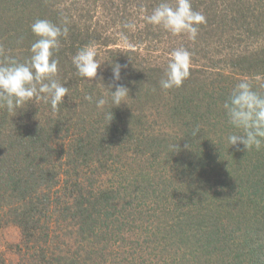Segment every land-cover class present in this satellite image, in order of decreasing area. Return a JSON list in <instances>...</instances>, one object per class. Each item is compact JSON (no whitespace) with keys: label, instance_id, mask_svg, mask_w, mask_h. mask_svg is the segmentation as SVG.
<instances>
[{"label":"trees","instance_id":"trees-1","mask_svg":"<svg viewBox=\"0 0 264 264\" xmlns=\"http://www.w3.org/2000/svg\"><path fill=\"white\" fill-rule=\"evenodd\" d=\"M160 2L0 0V61L30 56L35 20L69 21L53 56L69 88L59 111L36 100L14 116L0 109V229L12 224L20 234L9 264H264V147L228 146L237 130L222 107L244 79L264 93V0H191L207 22L182 47L200 56L214 42L225 53L210 71L191 65L168 90L159 86L167 65L136 50L166 37L142 19ZM121 31L132 47L117 45ZM89 44L101 63L91 81L72 64ZM114 64L126 65L115 82ZM113 83L128 89L119 107L84 99Z\"/></svg>","mask_w":264,"mask_h":264},{"label":"clouds","instance_id":"clouds-1","mask_svg":"<svg viewBox=\"0 0 264 264\" xmlns=\"http://www.w3.org/2000/svg\"><path fill=\"white\" fill-rule=\"evenodd\" d=\"M144 11L146 10L141 9L142 13ZM142 19L145 23L159 26L174 36L186 34L193 42L199 33L198 26L207 22L202 12L193 10L191 0H174V3L161 0L152 9L151 14L142 15ZM68 23L66 16L60 25L47 19L35 20L30 28L37 39L30 47V56L23 62L14 56H5L3 61H0V109H5L14 116L18 109L36 100L50 105L53 112L59 111L69 88L56 79L59 61L53 56L60 48L61 38L68 36ZM136 27L135 22L122 24L123 29L132 32ZM118 35L124 45L132 47L123 31ZM3 51L0 46V53ZM97 55V49L92 44L76 52L72 57V64L78 76L89 81L96 78L101 65ZM192 55L182 46L169 53L166 71L159 81L161 89L179 88L189 78ZM122 67L126 65L112 66L113 82L120 80ZM112 87H115V91L111 90ZM105 89L106 94L98 99L94 100L93 95H86L84 99L90 103L94 102L98 109H103L109 103L112 107H119L129 97L128 89L124 85L113 83ZM222 107L228 123L237 130L226 137L228 146L242 144L247 151L253 148L259 151L264 147V93L254 90L252 84L244 79L232 89ZM111 108L104 113L107 124L113 119ZM199 132L200 126L196 125L190 135L196 137ZM171 148L174 151L177 145L174 144Z\"/></svg>","mask_w":264,"mask_h":264},{"label":"rangeland","instance_id":"rangeland-1","mask_svg":"<svg viewBox=\"0 0 264 264\" xmlns=\"http://www.w3.org/2000/svg\"><path fill=\"white\" fill-rule=\"evenodd\" d=\"M69 0H67L68 2ZM109 11V7L106 8V11ZM102 9L97 10L98 17L100 16ZM164 36L168 37L167 32H164ZM172 36V37H171ZM170 38H160L156 40H152L151 42H148L146 39L143 40V42L139 45V47H134L141 55L142 57L148 61L151 65L159 64L161 67H165L169 60V53L177 48L181 47L183 44L187 43L189 44L190 40L188 37H184L182 41H180V38L178 35L174 36L171 35ZM119 47L126 46L123 44V42L119 39L118 41ZM216 43L209 42L205 46H203L201 50V54L199 55H192V58L197 57V62H193L191 65H195L198 68H205L207 67V70H211V68H208L209 61L212 58H216L217 56L220 57V55L224 54L225 51L220 50L219 52H216L217 47L215 46ZM185 48V47H184ZM213 63V62H211ZM222 64H218V67H221ZM214 71V70H213ZM167 112V111H166ZM172 123V122H171ZM173 129H174V123ZM172 129V128H171ZM107 178V177H106ZM105 179V178H102ZM20 238L19 229L15 225H7L5 227H2L0 229V252L7 258L6 264L13 262L17 259V255L14 252V249L12 248L15 243L18 242Z\"/></svg>","mask_w":264,"mask_h":264}]
</instances>
